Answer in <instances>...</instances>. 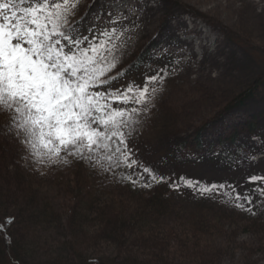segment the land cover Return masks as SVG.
<instances>
[{
    "label": "rangeland",
    "instance_id": "1",
    "mask_svg": "<svg viewBox=\"0 0 264 264\" xmlns=\"http://www.w3.org/2000/svg\"><path fill=\"white\" fill-rule=\"evenodd\" d=\"M72 2L79 4L81 12L85 6L92 7L94 12L113 0ZM126 2L136 3L144 11L142 15L134 12L140 16L136 21L139 27L130 34L122 60L112 74L131 62L141 45L151 38L155 39L156 49L140 72L120 78L114 86L126 85L129 79L142 83L149 65L157 69L177 57L181 61L165 78L153 106L142 119L136 138L130 142L138 158L158 174L173 180L183 176L201 182V186L213 183L231 186L219 195L209 194L211 198L201 197L189 188H171L178 211L187 212L206 205L236 208L230 203L236 193L242 197L253 196L255 203L261 198L255 189L264 187V182L253 184L248 180L252 175L264 177V0ZM124 11L133 15L129 9ZM90 20L91 14L81 27H86ZM164 48H171V54L163 55L161 49ZM149 74L154 75L155 71ZM252 87L257 88L242 106L231 109L206 127L199 147L186 146L198 125L219 115L234 96ZM2 111L0 109V113ZM250 117L254 118L253 125H249ZM6 119L5 114H0V124ZM232 128L236 129V137H230L227 132ZM139 171L126 169L124 174H133L136 178ZM139 180L143 184L147 176H140ZM126 185L135 190L147 189L131 183ZM2 203L0 201V225H4L0 228V264H69V253L61 242L65 236L63 227L52 231L35 230L37 232H31L30 237L21 238L23 247L20 248L16 237L5 236L7 218ZM186 214L188 212L183 215ZM256 214L264 216V206H258ZM227 223L225 229H230L232 224ZM255 239L252 234L243 232L214 237L217 241L212 264H264V240ZM98 245L81 248L75 255L85 258L90 253L91 258L120 262L112 244L98 241ZM123 258L122 264H162L143 253ZM170 258H177V254H170ZM175 264L205 263L183 258Z\"/></svg>",
    "mask_w": 264,
    "mask_h": 264
},
{
    "label": "snow or ice",
    "instance_id": "2",
    "mask_svg": "<svg viewBox=\"0 0 264 264\" xmlns=\"http://www.w3.org/2000/svg\"><path fill=\"white\" fill-rule=\"evenodd\" d=\"M143 11L126 0L102 4L94 12L88 6L81 12L72 0H0V114L7 116L0 135L15 140L26 153L22 158L31 157L38 165L76 161L134 187L168 183L173 190L189 188L201 197L219 195L231 186H201L183 176L173 180L160 175L138 158L130 143L165 78L181 62L177 57L163 68L149 65L142 83L129 79L114 86L126 72L113 70L139 27L140 16L134 12ZM89 14L91 20L82 28ZM161 53L170 55L171 48ZM122 168L140 171L134 178L119 174ZM144 175L150 182L141 184ZM248 180L256 184L264 177ZM255 191L261 197L255 203L253 196L236 193L231 206L255 215L264 206V187Z\"/></svg>",
    "mask_w": 264,
    "mask_h": 264
},
{
    "label": "trees",
    "instance_id": "3",
    "mask_svg": "<svg viewBox=\"0 0 264 264\" xmlns=\"http://www.w3.org/2000/svg\"><path fill=\"white\" fill-rule=\"evenodd\" d=\"M155 49L153 38L141 45L133 60L121 68L126 72L121 78L140 72ZM256 88L240 92L219 115L198 125L186 146L199 147L206 127L242 106ZM250 118L249 125H253L254 118ZM227 132L230 137L238 135L234 128ZM24 155L15 140L0 135V201L6 220H12L6 224L4 233L16 237L20 248L21 238L30 237L35 230L63 227L65 236L61 242L69 253V264H122L123 256L134 257L138 253L162 264H175L183 258L212 264L216 236L243 232L252 234L255 240H264L261 214L206 205L183 215L187 212L177 210L168 183L135 190L126 185L128 182L98 174L82 162L38 165L31 157L23 159ZM125 171L122 168L119 174ZM228 221L233 226L225 229ZM98 241L112 244L120 262L91 258L90 253L85 258L75 255L81 248L99 246ZM172 253L177 258L171 259Z\"/></svg>",
    "mask_w": 264,
    "mask_h": 264
}]
</instances>
